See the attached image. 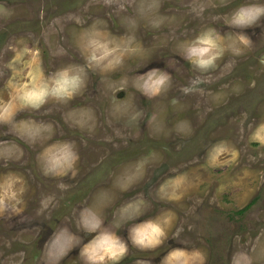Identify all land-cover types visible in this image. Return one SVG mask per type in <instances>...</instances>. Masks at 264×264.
Segmentation results:
<instances>
[{
    "label": "rangeland",
    "instance_id": "obj_1",
    "mask_svg": "<svg viewBox=\"0 0 264 264\" xmlns=\"http://www.w3.org/2000/svg\"><path fill=\"white\" fill-rule=\"evenodd\" d=\"M252 6L0 0V264H92L105 234L107 264H264V14L232 24Z\"/></svg>",
    "mask_w": 264,
    "mask_h": 264
},
{
    "label": "clouds",
    "instance_id": "obj_2",
    "mask_svg": "<svg viewBox=\"0 0 264 264\" xmlns=\"http://www.w3.org/2000/svg\"><path fill=\"white\" fill-rule=\"evenodd\" d=\"M264 14V7L252 6L244 7L237 11L232 22L234 27L246 28L251 27L253 23L257 22L259 17ZM218 46L209 39L199 40L198 46L192 47L189 50V58L197 69L201 72H207L216 67V61L222 55L223 50H217ZM165 78L155 81L154 91H158L159 87L163 85ZM76 78L63 79L60 82L58 91L67 92L69 89L75 87ZM38 98V97H37ZM69 153L64 152L59 156L52 158V166L56 167L69 160ZM99 226V222L91 225V229ZM161 233V229L155 224H145L136 229L135 242L138 244H145L154 240L156 236ZM126 251L125 245L111 235H103L91 249H85L88 260L92 264H107L108 260H118L119 257Z\"/></svg>",
    "mask_w": 264,
    "mask_h": 264
},
{
    "label": "crops",
    "instance_id": "obj_3",
    "mask_svg": "<svg viewBox=\"0 0 264 264\" xmlns=\"http://www.w3.org/2000/svg\"><path fill=\"white\" fill-rule=\"evenodd\" d=\"M192 257H193V261L197 264V263H199V258H197V257H194L193 255H192ZM201 260V259H200ZM186 261V258H185V255H184V262ZM192 264H194V263H192Z\"/></svg>",
    "mask_w": 264,
    "mask_h": 264
},
{
    "label": "flooded vegetation",
    "instance_id": "obj_4",
    "mask_svg": "<svg viewBox=\"0 0 264 264\" xmlns=\"http://www.w3.org/2000/svg\"><path fill=\"white\" fill-rule=\"evenodd\" d=\"M163 255V254H162Z\"/></svg>",
    "mask_w": 264,
    "mask_h": 264
}]
</instances>
